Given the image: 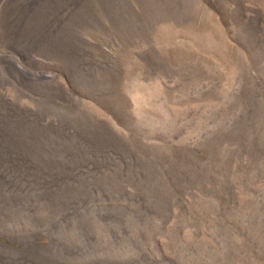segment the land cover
I'll return each mask as SVG.
<instances>
[{
	"label": "rangeland",
	"instance_id": "1",
	"mask_svg": "<svg viewBox=\"0 0 264 264\" xmlns=\"http://www.w3.org/2000/svg\"><path fill=\"white\" fill-rule=\"evenodd\" d=\"M0 159V264H264V0H0Z\"/></svg>",
	"mask_w": 264,
	"mask_h": 264
},
{
	"label": "bare ground",
	"instance_id": "2",
	"mask_svg": "<svg viewBox=\"0 0 264 264\" xmlns=\"http://www.w3.org/2000/svg\"><path fill=\"white\" fill-rule=\"evenodd\" d=\"M21 66H22V65H21ZM19 68H20V67H19ZM31 73H32V72H31ZM1 160H2V159H0V163H1ZM0 165H1V164H0ZM137 221H138V220H137Z\"/></svg>",
	"mask_w": 264,
	"mask_h": 264
}]
</instances>
